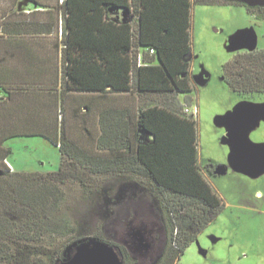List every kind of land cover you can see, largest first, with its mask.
<instances>
[{
	"label": "trees",
	"instance_id": "trees-1",
	"mask_svg": "<svg viewBox=\"0 0 264 264\" xmlns=\"http://www.w3.org/2000/svg\"><path fill=\"white\" fill-rule=\"evenodd\" d=\"M30 1L26 6L31 11L43 14L50 10L37 0ZM193 3H238L256 19L264 20V6L237 0H65L64 14L57 23L61 38L56 25L41 18L24 17L0 24V75L6 82L0 83V90L7 96L0 94V104L9 103L6 109L0 107V264H65L78 246L90 240L114 247L123 264H141L125 243L99 228L91 232L94 227H89L88 219L72 221L62 211L65 195L55 181L62 182L70 175V164L112 173L120 186H138V199L130 195L131 202L122 203L115 211L122 223L136 201L138 206L150 200L161 207L169 251L154 264L177 262L225 209L226 202L198 165L197 119L184 112L185 106L178 99L179 92L192 89ZM35 34L55 38L48 59L31 43L29 35ZM49 42L34 44L48 48ZM253 51L237 54L225 66L226 80L241 93H264V49ZM13 58L16 63L11 60L8 64ZM29 65H39V74L29 78L31 87L39 89L36 81L51 86L22 93L28 102L16 110L13 94L21 92L19 84L27 82ZM18 66L25 68V74ZM18 71L21 74L15 80ZM106 92L138 94L137 119L129 118L127 109L102 111L98 121L92 119L100 124L102 133L97 149L89 151L75 137L93 115L83 112L84 94ZM28 108L33 118L27 115ZM23 111L25 118L19 119ZM68 113L73 116L72 126L66 122ZM16 114L18 120L6 124L7 115L13 118ZM22 125L48 136L60 149L61 165L51 172L55 179L8 168L5 160L11 150L5 143ZM209 166L213 173L215 165ZM141 231L153 251L152 225ZM53 238L60 240L56 247L52 246Z\"/></svg>",
	"mask_w": 264,
	"mask_h": 264
},
{
	"label": "rangeland",
	"instance_id": "rangeland-1",
	"mask_svg": "<svg viewBox=\"0 0 264 264\" xmlns=\"http://www.w3.org/2000/svg\"><path fill=\"white\" fill-rule=\"evenodd\" d=\"M37 1L50 10L43 14L41 10L31 11L26 6L30 0H0V24L31 17L52 22L56 25L55 30L58 29L65 0ZM190 31L192 54L189 78L192 89L179 92L178 99L188 108H199L196 117L199 163L210 176L214 190L226 202V207L173 264H264V93L241 94L230 88L225 80V66L235 55L264 48V20L256 19L238 3H193ZM58 32L61 38L62 29ZM35 35H29L31 43L37 48V53L48 59L53 54L52 42L55 38ZM250 36L253 42L248 44L244 40ZM47 39L50 41L48 48L34 44L35 41L48 42ZM27 68V82L19 84L21 92L13 94L16 98L12 105L16 110L28 102L22 93H33L43 86H51L36 81L39 89L31 87L32 79L29 78L39 74V65ZM1 106L6 109L9 103ZM27 113L29 117H34L29 108ZM22 117L25 118V111L19 119ZM6 118V124L18 120L17 114L16 117L7 115ZM64 118L65 115L63 121ZM66 122L72 126V114L68 113ZM23 126L17 128L18 134L5 143L11 150L8 159L14 171L39 173L42 177L55 179L56 175L51 172L57 171L61 165L60 149L48 136L35 133L33 127ZM75 137L81 139L82 131L76 132ZM209 165L216 168L212 175L209 174ZM67 173L70 175L64 181L55 182L65 195L62 211L72 221L88 219L92 224L89 227H94L91 232L99 228L125 243L141 264H152L162 255L164 243L156 244L152 251L149 241L147 244L140 234L137 237L131 234V231L137 232L151 225L149 218L146 219V215L139 211L143 205L138 206L137 201L132 204L133 210L127 223L116 217L117 207L131 202L130 195L134 194L138 199L137 194L141 191L138 186H120L112 173L95 172L72 164L68 166ZM258 190L263 191V195L258 196ZM145 210L148 211V207ZM157 224L161 227L159 219ZM59 242V239L53 238L52 246L56 247Z\"/></svg>",
	"mask_w": 264,
	"mask_h": 264
},
{
	"label": "crops",
	"instance_id": "crops-1",
	"mask_svg": "<svg viewBox=\"0 0 264 264\" xmlns=\"http://www.w3.org/2000/svg\"><path fill=\"white\" fill-rule=\"evenodd\" d=\"M6 58H10V56H7ZM6 58L3 57V59H6ZM0 59H2V58H0ZM11 60L13 61V63H16V62H14L15 59L13 58V59H10V62L8 61L9 62L8 64L11 63ZM18 65H20V62H18ZM18 68L21 70L22 74H25V68L23 66L22 67L18 66ZM18 72L19 73H17V77H14L15 80L19 79V76L21 74L20 71H18ZM3 76H4V73H3ZM4 82H5L4 78L0 75V83L4 84ZM1 93H2V91H0V94ZM3 93H5L4 96H5V98H7L6 92H3ZM3 93H2V95H3ZM74 96H76V95L74 94ZM84 96H85V99H84L85 102L83 104L84 105L83 112H86L89 114L93 113V115H92V117H91V115L89 116V122L86 121V123L85 122L83 123V125H82L83 137L80 139V141L83 143L84 147H86L87 150H89V151H93V150L97 149V138L102 133L100 124L97 122H93L92 119L93 120L97 119L96 121H98V117L102 111H105L108 109H116V110L127 109V110H129V113L131 114L128 117L130 118L132 116L135 119H137L136 113L138 112V108H139V98H138V94H136V93H134V94H130V93L119 94V93H112V92L86 93V94H84ZM134 129H135V127H133L131 130L133 131ZM147 135L150 136L148 133H147ZM94 137H95V140H94ZM198 165L200 167L201 173L207 179V181L210 183V181H209L210 176L208 177V175L204 172V170L201 168L200 163H199V149H198ZM209 174L212 175L213 173L209 172ZM257 195L258 196L263 195V191L258 190Z\"/></svg>",
	"mask_w": 264,
	"mask_h": 264
},
{
	"label": "water",
	"instance_id": "water-1",
	"mask_svg": "<svg viewBox=\"0 0 264 264\" xmlns=\"http://www.w3.org/2000/svg\"><path fill=\"white\" fill-rule=\"evenodd\" d=\"M237 1L246 3L250 6H264V0ZM244 41L250 44L253 42V37L250 36ZM253 161L256 162L254 158ZM214 172H216V168L214 169L213 173ZM131 234H134L135 237L140 234L143 240L147 241V244H149L141 229H139L137 232L131 231ZM65 264H123V262L114 247L110 246L106 242L90 240L89 242L82 243L80 246H78L74 255Z\"/></svg>",
	"mask_w": 264,
	"mask_h": 264
},
{
	"label": "flooded vegetation",
	"instance_id": "flooded-vegetation-1",
	"mask_svg": "<svg viewBox=\"0 0 264 264\" xmlns=\"http://www.w3.org/2000/svg\"><path fill=\"white\" fill-rule=\"evenodd\" d=\"M264 48H261V49H256L255 51H258V50H263ZM249 52H254V51H248V52H244V53H249ZM242 53V52H240ZM239 54V53H238ZM236 56V55H235ZM225 80H226V73H225ZM227 81V80H226ZM228 83V81H227ZM228 85L230 86V84L228 83ZM230 88H232L230 86ZM233 89V88H232ZM234 90V89H233ZM236 91V90H234ZM238 92V91H236ZM241 93V92H239ZM253 93H263V92H249V93H241V94H253ZM210 167V166H209ZM210 170H213L211 167H210ZM143 205L141 208H140V213L143 215H146V219L149 218V222L151 223L152 225V237L154 238V240L156 241V244H159V243H164L163 245V253L162 254L163 256H165V254H167V252L169 251V234H168V231L167 229H165V226H163L162 223H164V220L166 219H163V222L161 221V213L163 214V210L161 209V207L159 205H155L154 203L152 204L151 202H148V201H142ZM148 207V211L145 210V208ZM148 214V215H147ZM158 216V218H156ZM157 219L160 220V225L157 224ZM163 226V227H162ZM121 231L124 232V230L121 229ZM162 256V257H163ZM156 259L152 262L155 263ZM149 264V263H147Z\"/></svg>",
	"mask_w": 264,
	"mask_h": 264
},
{
	"label": "built area",
	"instance_id": "built-area-1",
	"mask_svg": "<svg viewBox=\"0 0 264 264\" xmlns=\"http://www.w3.org/2000/svg\"><path fill=\"white\" fill-rule=\"evenodd\" d=\"M184 112L187 113V114H192L194 117H197L198 113H199V108L197 106H193L191 108H188L187 106H185L184 108ZM8 168L11 170V171H14V166L11 164V162L9 161V159H6L5 160Z\"/></svg>",
	"mask_w": 264,
	"mask_h": 264
}]
</instances>
